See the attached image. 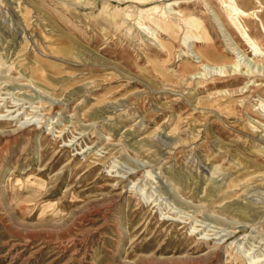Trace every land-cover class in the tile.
<instances>
[{"label": "rangeland", "instance_id": "374dc122", "mask_svg": "<svg viewBox=\"0 0 264 264\" xmlns=\"http://www.w3.org/2000/svg\"><path fill=\"white\" fill-rule=\"evenodd\" d=\"M236 2L0 0V264H264V0Z\"/></svg>", "mask_w": 264, "mask_h": 264}, {"label": "bare ground", "instance_id": "6f19581e", "mask_svg": "<svg viewBox=\"0 0 264 264\" xmlns=\"http://www.w3.org/2000/svg\"><path fill=\"white\" fill-rule=\"evenodd\" d=\"M223 2V5H225L226 9L230 12V13H233L234 16H248L249 14L243 9V7L241 5H239L236 0H221ZM208 4V3H207ZM151 13V12H150ZM256 13V12H255ZM163 15V14H161ZM165 17V15H163ZM177 18V17H176ZM189 18V17H188ZM163 19V18H162ZM192 22V24H191ZM188 23H190L191 25H195L193 23L194 22V19H189L188 20ZM154 24L156 25V27H159L161 29H164V30H168V29H171L172 28V25L169 23V22H162L160 20H156L154 21ZM186 24V22L184 23ZM199 27V26H198ZM245 34V33H244ZM249 37V35H248ZM203 41H205V43L209 44L208 42V37H205V38H201ZM250 39V38H249ZM252 41V39H250ZM160 42V40H159ZM253 46H255V42H252ZM167 46V45H166ZM164 48V47H163ZM165 49V48H164ZM259 51L264 54V52L258 48ZM197 55L199 56L198 58L201 59V61L203 59H206L208 56L211 58H219V54L218 53H214V51H210L209 48L206 49L205 51H198ZM235 68V67H234Z\"/></svg>", "mask_w": 264, "mask_h": 264}]
</instances>
